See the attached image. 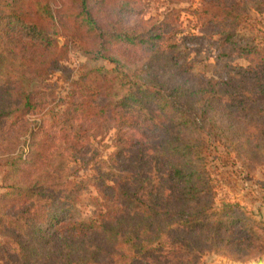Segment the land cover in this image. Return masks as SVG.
Masks as SVG:
<instances>
[{
	"label": "trees",
	"instance_id": "obj_1",
	"mask_svg": "<svg viewBox=\"0 0 264 264\" xmlns=\"http://www.w3.org/2000/svg\"><path fill=\"white\" fill-rule=\"evenodd\" d=\"M196 2L213 76L185 46L196 35H183L181 9L160 18L146 17L149 0H0L4 264H200L206 253L240 260L264 241L238 202L217 205L210 170L216 144L222 165L264 162V0ZM72 52L85 59L76 78L64 65ZM57 72L63 95L31 88ZM105 123L107 159L91 145ZM72 161L90 173L73 179ZM89 186L85 220L76 205Z\"/></svg>",
	"mask_w": 264,
	"mask_h": 264
},
{
	"label": "rangeland",
	"instance_id": "obj_2",
	"mask_svg": "<svg viewBox=\"0 0 264 264\" xmlns=\"http://www.w3.org/2000/svg\"><path fill=\"white\" fill-rule=\"evenodd\" d=\"M150 7L146 17L167 12L168 8L174 7L181 9L180 21L182 24L183 35H196L195 38L188 37L184 40L185 46L190 50V55L196 59V68L207 76H213L218 72L215 64V48L213 40L199 30V22L189 14V8L196 6V0H184L179 4L166 5L161 4V0H149ZM62 44V39H58ZM85 62L83 56L72 52L66 57L64 65L69 68V76L76 78L79 74V64ZM235 62L246 64V61L235 58ZM107 67L111 65L106 61H101ZM66 73L57 72L46 79L36 80L31 88L33 90H42L50 97H58L63 95L66 87ZM91 145L96 147L103 159H107L109 154L114 152V129L112 123L103 124V135L91 141ZM222 147L216 144V151L210 156V170L217 182V205L222 201L238 202L245 209L252 219L264 224V162L256 169L248 172L242 169L240 162L232 155L228 164L222 165L219 160ZM221 153V154H220ZM224 156V155H223ZM69 172L73 179H79L87 176L90 171L83 167L80 161H72L68 166ZM3 191L0 182V193ZM96 195L92 187H87L80 193L79 202L76 205L77 217L88 219L92 216L94 205L92 198ZM264 238V233H262ZM264 240V239H263ZM258 260L264 261V241L252 244L245 248L241 253V259H234L231 255H222L217 253H206L200 264H256ZM0 264H4L0 261Z\"/></svg>",
	"mask_w": 264,
	"mask_h": 264
},
{
	"label": "water",
	"instance_id": "obj_3",
	"mask_svg": "<svg viewBox=\"0 0 264 264\" xmlns=\"http://www.w3.org/2000/svg\"><path fill=\"white\" fill-rule=\"evenodd\" d=\"M256 264H264V261H263V260H258V261L256 262Z\"/></svg>",
	"mask_w": 264,
	"mask_h": 264
}]
</instances>
